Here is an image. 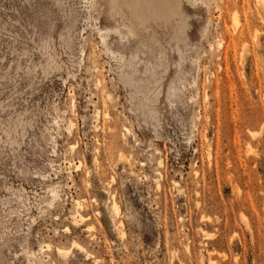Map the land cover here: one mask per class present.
I'll list each match as a JSON object with an SVG mask.
<instances>
[{"label":"rangeland","instance_id":"374dc122","mask_svg":"<svg viewBox=\"0 0 264 264\" xmlns=\"http://www.w3.org/2000/svg\"><path fill=\"white\" fill-rule=\"evenodd\" d=\"M139 1L0 0V264H264V0Z\"/></svg>","mask_w":264,"mask_h":264},{"label":"bare ground","instance_id":"6f19581e","mask_svg":"<svg viewBox=\"0 0 264 264\" xmlns=\"http://www.w3.org/2000/svg\"><path fill=\"white\" fill-rule=\"evenodd\" d=\"M152 1H154V3H155V1H156V4H157V2H159V0H152ZM163 2V1H162ZM144 3H146L144 0H141V2L139 1V2H137V4L133 7V12H134V14L137 16V20H138V22H141V20L143 19V18H146L147 16H151V18H153L152 17V15H154V14H152L151 12L153 11L152 10V7L150 6L149 8H147L145 5H144ZM164 3V2H163ZM169 3V2H168ZM148 4V3H147ZM153 4V3H152ZM152 4H150V5H152ZM165 4H166V2H165ZM170 4H171V2H170ZM123 5H125V4H123ZM158 5V4H157ZM159 5H161V4H159ZM163 5V4H162ZM161 5V7H163ZM154 6V5H153ZM156 6V5H155ZM154 6V7H155ZM160 7V6H159ZM164 8V7H163ZM155 9V8H154ZM161 9V8H160ZM158 10V9H157ZM163 10V9H162ZM172 9H170V6H168V13H169V15H170V13L172 12L171 11ZM155 12V11H154ZM157 12V11H156ZM159 12V11H158ZM162 12V11H161ZM161 14V13H160ZM156 15H158V13H156ZM157 16H155L154 18H156ZM160 17V16H159ZM160 19V18H159ZM153 20V19H152ZM136 23L137 24V26H138V28H140L141 27V24L140 23ZM132 28H134V30H135V28H137L136 26H133ZM113 212L114 213H116V214H118L119 213V207L116 205V203L115 204H113ZM69 252V251H68Z\"/></svg>","mask_w":264,"mask_h":264}]
</instances>
